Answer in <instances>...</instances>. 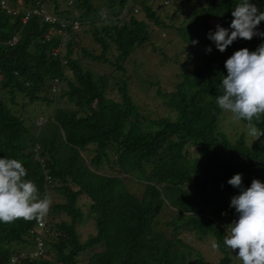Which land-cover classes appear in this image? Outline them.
Returning <instances> with one entry per match:
<instances>
[{
	"label": "trees",
	"instance_id": "trees-1",
	"mask_svg": "<svg viewBox=\"0 0 264 264\" xmlns=\"http://www.w3.org/2000/svg\"><path fill=\"white\" fill-rule=\"evenodd\" d=\"M92 1L75 0L81 13L77 17L60 0H0V157L20 160L26 179L38 188L37 197L57 201L45 214L48 232L38 258L32 256V229L45 215L0 223V264H81L83 255L89 257L86 264H207L187 234L201 242L213 239L222 254L218 264H232L223 245L224 226L237 218L230 201L241 189L227 181L240 173L241 188L253 179L264 182V168L248 165L264 162V114L251 122L241 120L262 132L259 140L248 144L239 136L232 143L219 131L224 110L215 98L223 91L226 59L241 48L255 50L264 38L254 36L252 43L238 38L220 52L208 39L209 30L217 24L228 27L238 0H164L181 11L194 8L192 22L177 35L186 43L211 45L214 52L191 71L182 66L181 80L170 91L160 79L138 75L135 66L133 76L142 79L147 95L154 88L164 102L161 108L175 103L180 108L176 120L151 119L135 104L128 80L114 75H124L126 63L150 42L149 25L169 26L148 0H101L106 16ZM48 2L54 4L53 12ZM253 2L264 11V0ZM37 5L58 21L48 23L34 15L24 25L22 18ZM76 23L91 34L100 54L78 47L73 58L74 40L81 39L73 29ZM258 27L264 31V21ZM161 58V65L169 60ZM83 60L105 65L110 72L95 74L85 69ZM110 92L119 100L110 98ZM37 104L54 109L42 125H34L27 110ZM122 177L142 185L143 195L131 194ZM81 197L89 201L86 214ZM165 211L172 218L161 224ZM56 216L70 221L49 222ZM91 219L96 233L83 242L79 228Z\"/></svg>",
	"mask_w": 264,
	"mask_h": 264
},
{
	"label": "clouds",
	"instance_id": "clouds-1",
	"mask_svg": "<svg viewBox=\"0 0 264 264\" xmlns=\"http://www.w3.org/2000/svg\"><path fill=\"white\" fill-rule=\"evenodd\" d=\"M231 15L233 19L228 27L217 24L214 31L209 30L208 39L217 50L224 52L238 38H264V31L258 27L264 21V11L253 0H238ZM55 33L61 34L59 30ZM48 38L50 40V35ZM16 42L17 38H14L13 43ZM192 43L197 44L198 40ZM212 50L211 45L206 48L208 53ZM56 51L61 49L53 51V55ZM224 67L227 75L221 80L223 91L216 96L215 103L236 119L258 120L264 114V41L253 51L246 47L234 51ZM250 132L258 137L262 134H258L255 127ZM26 176V168L20 160L0 157V223H10L18 218H40L47 213L50 198H38L37 186ZM227 183L241 190L230 201L237 218L224 229L223 245L231 252L238 249L236 257L241 264H264V182L253 179L249 187L241 188L242 174L237 173ZM211 248L218 249L219 244L213 241Z\"/></svg>",
	"mask_w": 264,
	"mask_h": 264
},
{
	"label": "rangeland",
	"instance_id": "rangeland-1",
	"mask_svg": "<svg viewBox=\"0 0 264 264\" xmlns=\"http://www.w3.org/2000/svg\"><path fill=\"white\" fill-rule=\"evenodd\" d=\"M60 1L62 3V8L71 7V11L73 10L74 15L77 17L80 16L81 13L75 8V0ZM92 2L94 6L102 7L101 0H93ZM147 4L148 6L154 7L161 20L165 22L166 25L169 26V28L162 29L160 27L154 26L153 24L149 25L151 30L150 42L144 49H140L139 51H137L131 57L130 61L126 63V73L124 75L117 73L114 76L118 79L128 80L130 95L132 96L135 104L140 107V111L143 116L149 117L151 119L169 117L172 120H176L180 117V108L177 105L178 103L172 105V108L167 107L165 108V110L161 108V105H163L164 102L156 98L157 92L155 91V89L150 88V92L147 95L145 93V87L141 85L145 84L140 82L142 79L137 76H133L135 66L136 70L139 72L138 75L146 78H149L148 75H150L152 76V79L149 78L150 80L160 79L162 88H167L168 91H170L173 87V84L181 80L182 66H184L186 69L188 68L191 71L194 68L199 67L201 65L202 58L204 56H207L208 54H211L212 52H206V46L201 41L197 44L186 43L177 35V32L178 30H180V28L181 30H184V28L192 22V11L194 10V8L188 7L187 11H181L178 5L165 3L164 0H148ZM47 6L49 11H54V4L52 2H48ZM137 10L138 8L135 11ZM101 13L103 16H106L107 10L102 7ZM138 16L139 18L145 17L140 13L138 14ZM79 27L80 29L78 30V32L80 33L81 39H73L76 44L75 48L73 49V58L77 59L78 57V53L80 52V49L77 50L78 47H86L89 50H95L97 54H100L101 49L98 45L95 44V42L91 38V34H85L82 26ZM52 32L55 33L54 30H52ZM253 41L254 39H251L250 43H252ZM212 51L214 52V49ZM164 55L167 56L169 60L165 64L161 65V57H164ZM170 59L172 61L177 60V64L172 63ZM86 61L87 60H83L82 62L85 69L88 68L95 74L110 72L109 67L105 65ZM67 75L69 79L73 80L72 73L67 72ZM108 96L116 101L120 98L116 92H110ZM20 103L22 104L23 101L21 100ZM33 109H35L34 113H32ZM27 110L28 112H30L32 119L31 122L34 125H42L45 120H47L48 116H50L54 111L53 108H48L46 104H37L35 105V107L29 106ZM253 127L255 126L247 124L240 119H236L232 113L227 111H223V114L219 120V131L222 134L226 135V137L232 143L235 142L239 136H244L248 144L259 140L261 138V135L259 137L258 135H251L250 130ZM257 133H260L258 129ZM190 152H192V154H195L193 149H190ZM122 178L125 180L126 186L131 194L135 195L136 197H141L143 195L144 188L142 185H140L137 181L130 180L129 178ZM55 202L57 203V201L54 200L53 203ZM53 203L50 204L52 205ZM88 203L89 201L85 197L80 198V205L82 206L85 214L88 213ZM171 218V212L165 211L160 216V223L163 224L164 222L171 220ZM64 220L70 221V219H68L67 217L56 216V218L54 217V219L51 218L49 222L53 221V223L56 224ZM224 227L227 228V226ZM95 233L96 229L94 227V222L92 221V219L89 220V222H84L83 225H81L79 228V234L83 242H85L91 235ZM185 238L190 241L191 245L196 248V250L201 251L204 258L206 259L207 264H218L220 257H222V254L219 249L211 248V243L214 241L213 239L208 238L201 242L198 240V238L195 237V235L188 234ZM237 252L238 249L237 251H230L232 264H241V261L236 257ZM87 258H89L88 255L81 256L80 261H83L81 264H86L85 260H87Z\"/></svg>",
	"mask_w": 264,
	"mask_h": 264
},
{
	"label": "built area",
	"instance_id": "built-area-1",
	"mask_svg": "<svg viewBox=\"0 0 264 264\" xmlns=\"http://www.w3.org/2000/svg\"><path fill=\"white\" fill-rule=\"evenodd\" d=\"M2 6H3L4 9L6 8L5 2H2ZM40 7H35L31 11H28L26 13V15L22 18V22L24 24H28V22L31 20V18L34 15L42 16L44 18L45 22H48V23L57 22L56 18H53V17L47 15L45 10L42 7L41 8ZM8 13H10L12 15H16V14H18V11L8 10ZM73 29L74 30H78L79 29L78 23L74 24ZM59 33H61L60 30H59ZM57 53H59V52L56 51L55 54H57ZM56 84H58V81H56ZM47 221H48V214L45 215L44 218L32 229V234L35 235V240H36V250L32 254L33 257L38 258L41 255H43V253H44V238H45V236H46V234L48 232ZM15 260L16 259L13 260V263L15 262Z\"/></svg>",
	"mask_w": 264,
	"mask_h": 264
},
{
	"label": "water",
	"instance_id": "water-1",
	"mask_svg": "<svg viewBox=\"0 0 264 264\" xmlns=\"http://www.w3.org/2000/svg\"><path fill=\"white\" fill-rule=\"evenodd\" d=\"M248 165L249 166L259 165V166H262L264 168V162H250Z\"/></svg>",
	"mask_w": 264,
	"mask_h": 264
}]
</instances>
